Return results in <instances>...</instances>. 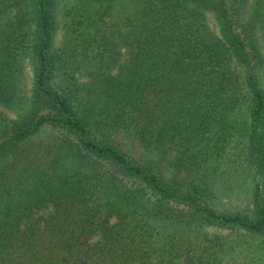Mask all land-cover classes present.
<instances>
[{
    "label": "trees",
    "instance_id": "16d2710c",
    "mask_svg": "<svg viewBox=\"0 0 264 264\" xmlns=\"http://www.w3.org/2000/svg\"><path fill=\"white\" fill-rule=\"evenodd\" d=\"M0 15L16 111L0 115V264H222L264 238L263 201L215 207L208 161L243 106L264 173V0H0Z\"/></svg>",
    "mask_w": 264,
    "mask_h": 264
},
{
    "label": "rangeland",
    "instance_id": "374dc122",
    "mask_svg": "<svg viewBox=\"0 0 264 264\" xmlns=\"http://www.w3.org/2000/svg\"><path fill=\"white\" fill-rule=\"evenodd\" d=\"M249 3H251V0H249ZM11 18L13 19V16ZM4 22V17L0 15V25ZM3 29L4 26H2V31ZM254 35L256 37L255 45L257 50L261 57L264 58V19L256 27ZM18 66L21 73L17 71L15 76H18L23 83L22 90L24 94H29L31 73L29 59L23 57ZM258 74H260L264 89L263 62ZM15 113L16 111L8 110L0 105V115L6 117V119H13ZM234 113H236L235 124L232 127H228L227 124V126L224 125L227 131H223L218 126L214 127V131L210 134L211 140L208 142L209 150L214 157H208V161H212V165L209 167L215 188L213 201L217 209L250 214L254 209L253 203L255 200L264 202V173L257 171L250 165L248 159L247 139L244 134V124L242 123L245 118V108L243 106L237 108ZM2 116H0V119ZM136 151L137 149L135 148L133 152L136 153ZM214 231L217 230L206 229V232L210 235ZM233 238L234 234L232 233L229 235L228 241ZM241 247L247 248V250L244 253H240L239 248ZM241 247L234 245L235 249L229 253L225 252L222 256V264H264V238L253 237L248 243H243ZM229 256H234V258L229 259Z\"/></svg>",
    "mask_w": 264,
    "mask_h": 264
}]
</instances>
